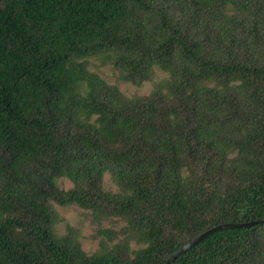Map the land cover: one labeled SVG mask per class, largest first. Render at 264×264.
<instances>
[{"label":"trees","instance_id":"trees-1","mask_svg":"<svg viewBox=\"0 0 264 264\" xmlns=\"http://www.w3.org/2000/svg\"><path fill=\"white\" fill-rule=\"evenodd\" d=\"M91 59L168 77L128 97ZM71 206L119 241L87 254ZM262 219L264 0H0V264H165ZM172 264H264V224Z\"/></svg>","mask_w":264,"mask_h":264},{"label":"rangeland","instance_id":"rangeland-1","mask_svg":"<svg viewBox=\"0 0 264 264\" xmlns=\"http://www.w3.org/2000/svg\"><path fill=\"white\" fill-rule=\"evenodd\" d=\"M91 69L96 71L109 84L116 85L128 97L149 95L155 88L158 82L165 80L168 76L164 72L155 69L152 79L144 82L142 86H134L133 84L123 82L116 76V72L111 65H103L102 62L96 59H91ZM60 186L65 189L72 188V183L67 180H61ZM104 187L107 190L117 192L116 186L112 183L109 175L104 179ZM57 210L62 217V222L58 226L61 234L66 232L68 226L78 228L80 230V242L83 250L91 255L110 248L117 243L120 236L113 241L109 237H115V234L120 232L125 223L116 219H102L95 217L92 213L78 207H57ZM131 247L137 249L140 247L135 241L131 242Z\"/></svg>","mask_w":264,"mask_h":264},{"label":"water","instance_id":"water-1","mask_svg":"<svg viewBox=\"0 0 264 264\" xmlns=\"http://www.w3.org/2000/svg\"><path fill=\"white\" fill-rule=\"evenodd\" d=\"M259 224H264V219L258 220V221H253L249 223H229V224H224L220 225L217 227H214L205 233L201 234L200 236L196 237L194 240H192L190 243L186 244L182 248L178 249L175 253H173L166 261L165 264H172L179 256L187 252L189 249L193 248L197 244H199L201 241L206 239L207 237L213 235L216 232L223 231V230H229V229H240V228H249L253 227Z\"/></svg>","mask_w":264,"mask_h":264}]
</instances>
